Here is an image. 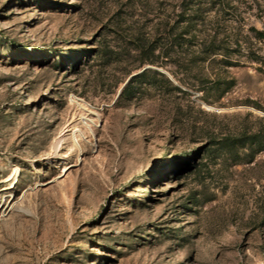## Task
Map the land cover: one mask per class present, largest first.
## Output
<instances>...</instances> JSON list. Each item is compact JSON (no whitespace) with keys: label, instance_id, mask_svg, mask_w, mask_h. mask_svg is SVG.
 I'll use <instances>...</instances> for the list:
<instances>
[{"label":"rangeland","instance_id":"rangeland-1","mask_svg":"<svg viewBox=\"0 0 264 264\" xmlns=\"http://www.w3.org/2000/svg\"><path fill=\"white\" fill-rule=\"evenodd\" d=\"M0 264H264V0H0Z\"/></svg>","mask_w":264,"mask_h":264},{"label":"trees","instance_id":"trees-1","mask_svg":"<svg viewBox=\"0 0 264 264\" xmlns=\"http://www.w3.org/2000/svg\"><path fill=\"white\" fill-rule=\"evenodd\" d=\"M135 46H136V51H137V53H138V56H142L143 54H144V52H145V47H143L142 45H139V44H135ZM150 62H152V61H150ZM144 63L143 62H141L140 64H139V66L138 67H140L141 65H143ZM154 74H157L156 72H154V71H151V70H144V71H142L141 73H139V74H137V75H135V76H133L131 79H130V81L128 82V84L125 86V88H124V90H123V93H125L129 88H131V86L133 85V83H135V82H137V81H139V80H141V79H143V78H145V77H147L148 75H154ZM240 137L241 136H238V137H225L224 139H223V142L225 143H227V142H230V141H234V140H237V139H240ZM223 144V143H222Z\"/></svg>","mask_w":264,"mask_h":264}]
</instances>
